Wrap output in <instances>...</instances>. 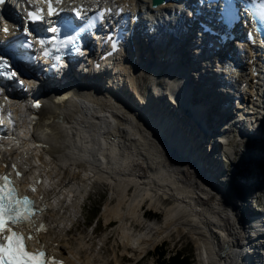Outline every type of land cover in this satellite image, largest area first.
<instances>
[{
  "label": "bare ground",
  "instance_id": "1",
  "mask_svg": "<svg viewBox=\"0 0 264 264\" xmlns=\"http://www.w3.org/2000/svg\"><path fill=\"white\" fill-rule=\"evenodd\" d=\"M136 2L137 0H117L113 4L122 6L126 11L139 8L135 5ZM143 19V30L135 31L132 46L137 52H149V56L151 51L154 58L150 59L149 64L136 68L135 75L129 66L126 71L132 74L128 76L136 82L137 90L140 88L139 77L143 83L144 75L148 72L153 89L160 90L159 94L152 95L155 102L152 101V96L151 99L146 98L140 88V92L138 90L130 94L140 108L129 106L118 90L121 87L112 84V79H120L126 75L124 69L119 74L103 71L91 76L84 60L77 76H74V71L68 75L60 72L56 77L57 83L67 87L87 85L97 89L102 95H94L95 90L90 95L77 91L71 99L51 109H47L45 102L38 99V109L44 110L42 115L50 117V135L34 131L33 137L47 146L50 152L44 156L40 153V148H31L21 141L18 147L3 149L0 153L2 165L6 167L8 161L14 160L18 165L17 171L23 169V173L30 174V179L33 173L39 178L38 191L30 195L38 202H46L48 209L44 217H48V225H54L53 228L48 226L40 240L54 255L63 259L65 264H92L89 256H84L85 261L80 260L78 252L84 253L83 246L72 247L71 240H66L65 235L59 234L52 238L49 234L57 228L61 232L65 230L66 223L72 220H66L67 211L71 212L76 208L78 211L82 210L83 201L80 203V198L88 197L94 183L91 180L109 185L116 205L106 207L102 215L108 225L112 221L118 222L115 228L118 246L131 263L138 264V260L162 241L171 240L176 244L180 238L191 236L201 250L199 255L204 258L200 256L202 264H209V261L211 264H257L259 249L264 247V212L259 206L258 210L255 208L252 201L258 195H252L249 189L250 185H254L255 190L260 181L264 183V174H259L262 172L261 165H249L251 170L246 173L239 167L238 172H243L244 175L258 176L250 185L238 180V185H233L241 200L246 204L252 202L245 205V210L241 212L234 196L219 185L217 180L221 179L222 164L217 166L215 161L205 155L206 133L198 127V124L205 127V122L223 100L226 99L228 104L238 103L235 98L225 94L232 89L226 92V86L224 92L220 83H235L237 88L244 89L245 81L237 80L235 76L228 77L225 73L213 72L214 61L204 59L199 62L200 67L197 69L198 77L201 79L204 76V81L196 83L197 73L190 71L191 79L188 82L181 73L187 65L184 55L190 45L182 50L174 47L172 33L165 34L157 30L147 13L143 14ZM167 27L173 28L171 24H167ZM184 27L185 23L178 24V28ZM160 58L163 60L157 61ZM177 58L183 59V62ZM136 62L142 63V60L137 56ZM118 64L124 67L122 62L116 63L117 66ZM150 69L154 71L150 72ZM161 77V81L166 82L165 91L155 83ZM126 82L121 80L120 83L124 85L128 83ZM51 83L56 84L54 81ZM109 93L119 94L121 102L110 103L104 96ZM182 95L187 100L181 102ZM163 98L168 102L176 98L182 104L187 101L188 106H192L190 118L171 102L170 108L169 105L158 106V101L161 102ZM241 98L250 99L246 93ZM240 107L230 117L223 116L225 121L228 118L235 120L234 124L240 123L245 117L244 124L238 126L236 132L242 131L250 121L260 122L264 127V120L260 118H264V92L254 101L250 99ZM21 110L25 120L27 112L24 107ZM174 122L180 125V130L175 128ZM216 144V147L223 145ZM237 144L244 145L247 141L237 140L235 145ZM247 145L253 148L244 151L248 158L256 151L264 150V142H251ZM229 153L236 154V151L233 153L231 150ZM176 154L183 159L182 168L176 166L181 160ZM199 162L206 165L204 173L194 166ZM214 166H217L216 170ZM132 167H137L139 171L130 170ZM184 174H189V177L181 179ZM19 180L24 179L21 176ZM10 182L16 191L20 190L19 182L13 179ZM144 207L154 211L161 210L160 220L144 223ZM62 209H65L63 215ZM33 226L36 227L35 224ZM95 231L96 228L93 232ZM59 236L63 239L61 242L57 241ZM121 260L123 256H116L114 261L120 264Z\"/></svg>",
  "mask_w": 264,
  "mask_h": 264
},
{
  "label": "rangeland",
  "instance_id": "2",
  "mask_svg": "<svg viewBox=\"0 0 264 264\" xmlns=\"http://www.w3.org/2000/svg\"><path fill=\"white\" fill-rule=\"evenodd\" d=\"M118 66L120 69H124V72L126 75H123V77H121L122 79L121 78L119 79V77L112 79V84H114L115 86L121 87L118 90L120 92H122L123 99L125 100V102L127 104H130L129 106L136 108V109H139L140 107L135 103V98L132 95H130L132 92L133 93L136 92L135 89H137V84L134 80L132 81L129 78L128 74L126 73L127 71L124 67H122L120 64H118ZM147 73L144 75L143 83L140 82L141 79L139 77L138 85H140V88L143 89V94H145V97L147 96L146 98L151 99V96L159 94L160 90H159V88L153 89L152 84H151L152 81L148 79L149 74H147ZM140 74H141V72H140ZM142 75H143V72H142ZM142 75H138V76H142ZM151 78L154 81V78L152 76H151ZM162 79H163V77H161L159 79V82H160L159 85L161 87L160 89H162V91L163 90L165 91L166 82H162L161 81ZM121 80H126L128 83L126 82L127 84L123 85L120 83ZM140 88H138L139 92H140ZM133 90H135V91H133ZM154 100H155V98H154V96H152V101L155 102ZM159 103H160V101H158V105H159ZM231 130H233V127L231 128ZM235 143H236V141L231 140L230 145H229V149H231L233 151V153H234V151H236V153L237 152L240 153V151H245L246 149H247V151L253 149V148L251 149L250 147H248L247 144L235 145ZM242 153H244V152H242ZM178 157L181 160H179L177 162L176 166L178 168H182V166H184L181 163V161L183 159L180 158V156H178ZM249 157H251V158H248V156L246 154H244V155H241L240 157L238 156L236 158L237 159L236 162H238V161L241 162L239 166L242 167V170H244L245 173H246V171L251 170L250 167L248 168L249 165L253 166V165H256L258 163V156L255 153L252 154V156L249 155ZM256 169H258V168L256 167ZM130 170L139 171L137 167H132V168H130ZM260 172L261 173H259V174H261V175L264 174V168L262 165L260 166ZM256 176H257L256 174H254L252 177L241 174L240 176L238 175L236 177H232L233 179L229 178V177L223 178V181H225V183H226V185H221V186H224L223 190H227L228 192H230L234 196V199H236L237 204L239 206V209H241V212L244 209L243 207H246L247 205L251 204L252 202H249L246 204L243 200H241L238 197L237 190L235 189V187H233V185L234 186L238 185L237 180L240 183H249V185H250V183L252 181L256 180ZM188 177H189V174H184L180 178L185 179ZM92 181L94 183H92V187L89 190L88 197L85 198V196H84V198H80V200H81L80 203H82V201H83V207H82L80 216L78 218H76L74 224L72 225L71 230H69V233L65 234L64 233L65 230L63 232H61L60 229L57 228V229L52 230L53 236H58L59 234H62V235H65L66 240H68V239L71 240L70 245L72 247L74 246V247H80L81 248V246H83L84 247L83 249L85 250L84 253L78 252V256L80 257V260H82V261H85L84 256L86 255V256L90 257V262L92 264H116L114 261L115 257L117 256L118 258H121V256H123V260L120 261V264H136V263H131L132 261L129 260L127 257H125L122 254V248L120 246H118V241H117V237L115 234V228L118 226V222L112 221L111 224L108 225L106 223L107 222L106 219L102 215V213L104 212L106 207H108V206L113 207L116 205V201H114V199H113L112 192L109 190V185L106 183H99L96 180H91L90 182H92ZM180 181H182V180H180ZM217 181L223 182L222 179H218ZM253 186L254 185H250L249 193H251L252 195H256L255 194V190H256V192L259 193V195H261L262 194L261 189L263 187L262 184L258 185V189L256 188L255 190H254ZM88 189H89V187L87 188V190ZM251 206H253V204ZM147 208L148 207L143 208V213L145 212V216L142 213V215L144 216L142 218V219H144L143 220L144 223H147L148 221L160 220L161 214H162L161 210L160 211H154L153 209L149 210ZM255 208H256V205H255ZM95 209H97V215L92 217V219L90 221L89 216L91 215V213L94 212ZM64 211H65V209H62L61 214ZM77 212H79L77 210V208L71 212H70V210L67 211L69 218L67 217V215H65L66 220L72 219L71 222H73L76 215H77L76 214ZM243 215H244V213H242V216ZM95 219H97V224L93 222V220H95ZM66 220H65V222H66ZM71 222H67L68 224L66 223V225L67 226L70 225ZM240 223H241V219H240ZM50 226L52 228L54 227V225H51V224H50ZM94 228H96L95 233L93 232ZM138 230H140V228H138ZM59 241H61L60 236H59ZM155 247H156L154 249L155 251L151 250L150 252H148L147 255H145L142 259L137 261L138 264H159V260L157 259V255H156V253H158V252H160V253L163 252V254L165 255V258L172 256L174 252H179L189 259L190 264H202V260L204 259L201 255H199L201 250L196 246V244L194 243L191 236L180 238V241H177L176 244H174V242H172L171 240L162 241L161 243H159ZM200 256L203 259L202 258L200 259ZM257 260H259L257 264H264V247H262V248L260 247ZM209 264H211L210 261H209Z\"/></svg>",
  "mask_w": 264,
  "mask_h": 264
},
{
  "label": "snow or ice",
  "instance_id": "3",
  "mask_svg": "<svg viewBox=\"0 0 264 264\" xmlns=\"http://www.w3.org/2000/svg\"><path fill=\"white\" fill-rule=\"evenodd\" d=\"M64 0H28L29 5L43 4L46 6L47 21L42 7H35L34 11L26 9L27 22L35 25V29L25 27L22 33V39L19 41V47L34 50V44L39 45L38 55L36 58H52L59 60L61 57L57 53L63 51L66 47L72 46L77 48V42L80 39L81 32L72 29L73 17L77 20L82 18V14L87 10L82 6L72 7L70 13H66L64 7L60 5ZM6 3V0H0V5ZM228 10L226 0L225 11ZM111 11V9L98 10L94 19H102L103 16ZM63 14L64 22L69 30V33L63 37L59 35L61 29L55 26L54 18H61ZM260 19L264 21V2L261 3V9L258 13ZM8 23H5L0 31L5 37L9 34ZM46 25V26H45ZM74 31V34H72ZM47 33L48 35H42ZM16 43L15 38L13 44ZM78 50V49H77ZM15 63L11 58L0 55V78L11 81L13 85L24 89V80L18 79L19 71L15 68ZM5 89L0 88V93ZM7 99V96L5 97ZM38 107V105H33ZM15 168V165H13ZM20 175L19 172L16 173ZM0 264H48L50 258H46L45 252L41 250L36 252H29L25 250V244L21 235L13 230V227H6V224H11L14 227H26L30 231L32 229L31 201L28 196L17 198L14 194L15 190L8 186L7 176H0ZM39 231V229L37 230ZM6 233V234H5ZM27 239L31 240L33 237L29 235ZM39 244V241H36Z\"/></svg>",
  "mask_w": 264,
  "mask_h": 264
},
{
  "label": "trees",
  "instance_id": "4",
  "mask_svg": "<svg viewBox=\"0 0 264 264\" xmlns=\"http://www.w3.org/2000/svg\"><path fill=\"white\" fill-rule=\"evenodd\" d=\"M97 213V209L94 210L91 217L95 216ZM157 259L159 260V264H190V261L187 257L182 255L179 252H174L172 256L165 258L163 252L156 253Z\"/></svg>",
  "mask_w": 264,
  "mask_h": 264
},
{
  "label": "clouds",
  "instance_id": "5",
  "mask_svg": "<svg viewBox=\"0 0 264 264\" xmlns=\"http://www.w3.org/2000/svg\"><path fill=\"white\" fill-rule=\"evenodd\" d=\"M11 3L17 6L18 10L23 11V4L24 0H20L19 4H17V0H10ZM42 4L36 5V7H41ZM0 23H3L5 25L6 22H3V17H0ZM8 27H10L9 24H7Z\"/></svg>",
  "mask_w": 264,
  "mask_h": 264
}]
</instances>
